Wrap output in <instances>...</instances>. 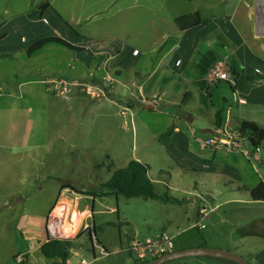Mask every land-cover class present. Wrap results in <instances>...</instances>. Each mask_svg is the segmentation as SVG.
<instances>
[{"label": "rangeland", "instance_id": "rangeland-1", "mask_svg": "<svg viewBox=\"0 0 264 264\" xmlns=\"http://www.w3.org/2000/svg\"><path fill=\"white\" fill-rule=\"evenodd\" d=\"M133 1L0 0V264H59L44 257L40 245L49 236L81 234L85 237L75 243V258L137 264L126 252L124 261L93 258L92 242L80 227L85 217L92 223L85 206L101 212L95 215L97 224L113 222L102 227L104 233L96 230L108 251L120 246L118 230L127 246L130 237L148 232V222L153 229L171 212L181 228L196 223L198 203L190 193L193 185L202 184V164L211 151L203 146L207 134L201 129L209 125L212 103L221 107L223 98L232 99L233 71L244 82L245 70L256 65L244 45L253 25L250 0H140L135 15ZM195 11L207 21L190 32L180 30L174 19ZM46 36L62 37L84 51L49 44L28 54L29 46ZM220 65L231 74L228 80L210 77ZM60 82L76 86L54 94L51 84ZM141 96L155 108H145ZM175 105L190 112L193 121L176 117ZM174 125L181 131L162 136ZM131 159L149 166L156 192L167 191V185L168 193L182 201L171 207L142 197L85 194L76 201L67 191L59 202L64 184L100 194L113 171ZM58 203L65 209L59 213ZM107 203L118 212H109ZM76 210L85 212L79 213L81 224L71 235L61 234L60 227L70 224ZM220 211L202 223L231 233L232 227L220 223ZM195 227L172 238L173 246L198 238Z\"/></svg>", "mask_w": 264, "mask_h": 264}, {"label": "crops", "instance_id": "crops-1", "mask_svg": "<svg viewBox=\"0 0 264 264\" xmlns=\"http://www.w3.org/2000/svg\"><path fill=\"white\" fill-rule=\"evenodd\" d=\"M161 1L163 2V0ZM139 2L140 0L133 1L132 8L134 9V12H132L131 14L135 13L136 7L140 6ZM249 2L251 14L247 10L245 11V13H247L246 15L250 14L252 16L253 25H249L248 37L250 38V40H248L246 43L245 39L244 45L249 49L256 65L254 66L253 71L251 69L250 71L245 70L246 80L244 82H241L239 80V74L237 73L236 69L233 71V75L236 74L237 77L234 83L232 82L230 86L232 99L230 100L227 98H223L226 100L224 104L223 121L221 127L223 129H238L239 124L244 120L253 121L259 127H264V7L256 6L254 0H250ZM44 14L45 11L42 10V18H44ZM195 14L198 15V11H195L193 14H188L186 16H178L174 19V21ZM200 19L203 20L204 18L200 17ZM200 25L201 24L196 25L195 27L197 28ZM231 25L232 24H230V26ZM195 27L193 26L190 28H186L184 31L190 32L191 30L195 29ZM231 27L232 31L236 32V29L233 28L234 26L232 25ZM236 37L243 41L242 37L237 35ZM99 53L102 54L103 52ZM108 59L109 58H106L105 61H107ZM161 59H165V57H161ZM179 61L180 57H177L175 63H178ZM257 70H259V72H257ZM48 86L45 87V91L47 92L49 91ZM138 93L143 94L140 89L138 90ZM139 102H141V104H151V101H149L144 96H141L139 98ZM153 106L154 107L150 109H154L155 105L153 104ZM222 107L223 105L220 107L214 105L213 103L211 104V109L209 110V128H212L213 130L218 129L215 127L214 114ZM172 128V132L168 135L170 137L174 133H178L181 131L180 126L174 125V127ZM240 143V148L238 150H227L225 148H212L209 146H204L211 149V151L208 152L207 157L202 164V167L205 169L203 172H200V174L202 175V184L200 186L193 185V191L190 193L192 196L196 197V202L198 203L196 223H192L187 225L186 227L181 228L178 225L176 216L173 215V212H171L169 213V215H162V223L153 227V229H151V226L148 222V232L142 233V238H138L137 236L133 235V237H130L129 242L133 239L150 238L149 236H156L159 233H166L174 238L175 236L181 234L182 232H185L186 230L194 226V224H196L195 228H198L200 230V236L192 240H184L180 243L177 242L176 245H174L175 250L204 245L214 246L241 254L251 264H264V201L254 200L251 196V190L258 183H264V162H260L255 160L254 158H248L247 156H245L242 153L241 149L250 147V145L245 140H242ZM259 157L264 158V141L261 143V151L259 153ZM191 169H194V167H191ZM205 175L208 178H206ZM148 177L154 183L155 180L151 177V175H149V169ZM207 179H210L213 182V185L210 186L206 181ZM219 180L221 186L216 187L214 183L219 182ZM165 186L168 192L170 188L167 185ZM201 187L203 188L202 191ZM67 191H71L72 193H74L75 198L77 199L76 201H78V197H80L79 199H82L81 197L82 195H84L75 193L73 190H70V188L61 187L60 194L62 197L59 198V202L63 201V199L66 198ZM86 195L87 194H85V196ZM87 197L93 198L92 195L91 197L90 195H87ZM189 199L191 198H187V200ZM198 199H200V201L203 203L202 206H200ZM177 200H179V202L182 201V199ZM160 203L164 206L171 205V207L178 204V202L174 204L162 202ZM106 206H108L109 212H118V209L116 210V206L111 205L110 203H107ZM56 208L58 211L57 213L65 210L64 206L60 205V203H58ZM84 208L85 209L83 210L85 212L88 211L87 215L89 216V219H92V223H90L86 217L83 221L81 220L82 226L80 225L81 222L79 225L80 227H82V231H84L88 227L97 226L99 231L101 233H104V230L102 228L105 227L104 225H113L112 221H102L100 224H97L95 221V215L100 214L101 212H99V210H94L93 207L85 206ZM201 208L205 209L204 212H202L204 214L201 213ZM219 209L223 214H221L220 216V223L232 227L233 231H231V233L227 234L225 232H222L218 228V224H214L213 226L210 225V227H208L207 224L202 223V220L207 218L209 214L215 213ZM83 210L76 211L85 215V212ZM61 218L63 220L64 215L61 216ZM120 222L121 220L119 219L118 227ZM124 222L128 223L129 221L125 219ZM173 226H175V228H173ZM203 229H206V233L203 231ZM118 232L120 246H118L117 248H113L112 251H108L109 249L107 247V244L104 242L101 236H98L97 231L93 233V236L95 234V237L98 240V244H100L108 252V255L106 257L111 258L112 260L113 258H119L120 260L123 259L124 261L127 260V258H124L123 256L124 252H126L129 256L133 257L135 263L148 264L147 260L138 259L136 254L129 250V245L125 246L124 240H122L120 235L121 233L119 230ZM215 235H219L220 237L216 238ZM84 237L85 234H81L79 238H77L76 242L80 241L82 243L81 240H84ZM91 248L94 258V256L96 257L98 255L97 248H94L92 246ZM74 255L78 256V253L77 251L72 250L70 258L73 260L76 259ZM195 257L196 258H192L193 260H190V262L181 260V258H177L168 261L167 264H227L226 262L214 257ZM102 258L95 259L99 260ZM51 260L53 261V263L55 262V260Z\"/></svg>", "mask_w": 264, "mask_h": 264}, {"label": "trees", "instance_id": "trees-1", "mask_svg": "<svg viewBox=\"0 0 264 264\" xmlns=\"http://www.w3.org/2000/svg\"><path fill=\"white\" fill-rule=\"evenodd\" d=\"M48 4H45L42 6V8H46ZM191 17H194V21L188 23ZM207 20H202L198 15H189L184 18H180L176 21L177 25L179 26L180 30H185L186 28H190L199 24L205 23ZM185 22V23H184ZM182 23L184 25L182 26ZM187 23V24H186ZM49 44H57L61 45L69 50L72 51H84L83 46L74 45L67 40L63 39L59 36H46L43 38H40L36 42H34L32 45L29 46L27 49L28 54H31L39 49H41L45 45ZM224 104L226 100L224 99ZM224 104L223 107L217 110L214 114V120H215V127L221 128L222 127V121H223V113H224ZM173 128H169L165 130L162 133V136L169 135L172 132ZM239 132L242 135H247L248 140L252 146L261 145V143L264 141V127H259L255 122L253 121H242L239 124ZM148 169L149 166L145 163H142L136 159H131L128 161V163L122 167L115 169L109 179L104 182L101 186L105 188L106 190H100V194L96 192H84L81 189H78L74 187L71 184H64V188H70L76 193L79 194H87L92 196H119L123 195L125 197H142L144 199H152V200H158L162 203H177L179 200L172 197L168 194L167 191L163 193H158L155 190L154 183L151 181V179L148 177ZM167 189V188H166ZM251 196L254 200H261L264 201V183H258L252 190H251ZM97 230V226L88 227L86 228L85 232L89 236L90 240H95L98 242L97 238L95 237V234L93 236V233ZM77 238H56V237H46L45 241L40 245V252L46 257L47 259H58L59 264H63L65 260L70 257L71 251L74 250L76 247ZM175 250V249H174ZM156 257H153L148 261V264ZM210 257V256H208ZM215 258V257H214ZM227 264H238L237 262L218 258ZM168 262V261H167ZM167 262H164L162 264H167Z\"/></svg>", "mask_w": 264, "mask_h": 264}, {"label": "built area", "instance_id": "built-area-1", "mask_svg": "<svg viewBox=\"0 0 264 264\" xmlns=\"http://www.w3.org/2000/svg\"><path fill=\"white\" fill-rule=\"evenodd\" d=\"M256 6L264 7V0H254ZM259 72V70H257ZM233 75V74H232ZM231 76L230 73L223 66H216L211 70L210 77L218 80H228ZM63 82V80H61ZM60 83L54 85L51 84V91L54 94L70 92L76 84L74 82L69 83V88ZM49 90V87H48ZM245 140L250 147L242 148V153L248 158H254L257 161L264 162V158L259 157L261 151V145L252 146L248 140L247 135H242L239 129H223L218 128L214 130V134H208L204 137L202 143L203 146H209L212 148H225L227 150H235L240 148V142ZM204 208H201V213L204 212ZM204 214V213H202ZM92 247L97 248L98 255L96 258H102L108 255V252L95 240L91 241ZM129 250L136 254L140 260H149L153 257L160 256L163 253L174 250L172 243V237L166 233H159L158 235L144 239H133L130 241ZM17 262L22 260V256L16 258ZM90 261L84 258L71 259L68 257L63 264H89Z\"/></svg>", "mask_w": 264, "mask_h": 264}, {"label": "water", "instance_id": "water-1", "mask_svg": "<svg viewBox=\"0 0 264 264\" xmlns=\"http://www.w3.org/2000/svg\"><path fill=\"white\" fill-rule=\"evenodd\" d=\"M153 107L154 106L152 104L145 105V108L147 109ZM174 115L176 117L186 120L189 123L192 122L194 119V117L190 112L182 109L178 105L174 106ZM201 132L204 134H214V130L209 127L203 128ZM188 256H210L215 258H223V259L231 260L237 262L238 264H251L246 258H244L242 255L234 251L226 250L222 248H216V247H208V246H196V247L172 250L170 252L163 253L162 255L153 259L149 264H162L164 262L173 259L188 257Z\"/></svg>", "mask_w": 264, "mask_h": 264}, {"label": "bare ground", "instance_id": "bare-ground-1", "mask_svg": "<svg viewBox=\"0 0 264 264\" xmlns=\"http://www.w3.org/2000/svg\"><path fill=\"white\" fill-rule=\"evenodd\" d=\"M81 218H82V214H79V213H77V211H74L72 213V215H71L70 224H64V225H62L60 227L59 230L61 231V234L63 233V234H66V235H71L78 228V226H79V224L81 222ZM52 220L54 221L55 220V217Z\"/></svg>", "mask_w": 264, "mask_h": 264}]
</instances>
